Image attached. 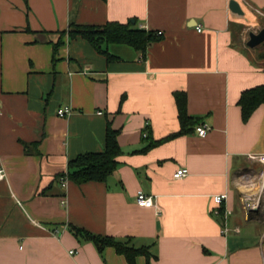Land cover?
I'll return each mask as SVG.
<instances>
[{"label": "crops", "instance_id": "1", "mask_svg": "<svg viewBox=\"0 0 264 264\" xmlns=\"http://www.w3.org/2000/svg\"><path fill=\"white\" fill-rule=\"evenodd\" d=\"M230 1L0 0V264H129L71 225L150 246L152 264H264V163L250 157L264 154V104L247 122L239 105L264 84L263 45L243 40L245 27L264 28V0H237L244 16ZM131 20L161 32L145 55L110 44L119 59L108 61L62 34ZM175 91L208 133L151 146L180 130ZM108 121L120 130L115 172L64 184L71 159L104 150ZM183 167L189 174L174 178ZM139 190L155 205H139Z\"/></svg>", "mask_w": 264, "mask_h": 264}, {"label": "trees", "instance_id": "2", "mask_svg": "<svg viewBox=\"0 0 264 264\" xmlns=\"http://www.w3.org/2000/svg\"><path fill=\"white\" fill-rule=\"evenodd\" d=\"M239 27L241 32L244 25ZM66 33L73 39L77 37L86 39L98 53L105 55L108 61L119 59L118 56L109 52L107 46L110 44L129 45L145 55L148 47L161 38V34L159 35L158 32L141 28L132 20L126 23L109 21L103 25L73 24L68 31H64L62 34L65 35ZM62 43L61 40L56 44V47ZM259 57L264 59V45ZM174 98L178 110L180 130L162 140L153 141L151 146L191 133L202 122L200 117L189 114L188 96L185 91H175ZM262 104H264V84L243 91L239 99L243 121L247 122ZM119 133L120 130L114 128L112 123L108 121L104 150L78 154L69 161L67 171L61 173L59 177H66L77 184L106 182L117 169L118 158L122 154L118 140ZM71 229L79 238L92 241L100 251L107 247H113L118 254L125 256L129 264H137V257L139 256H145L146 264H152L154 256L150 251V246L137 247L131 243L132 238L119 240L114 236L95 234L75 225H71Z\"/></svg>", "mask_w": 264, "mask_h": 264}, {"label": "built area", "instance_id": "3", "mask_svg": "<svg viewBox=\"0 0 264 264\" xmlns=\"http://www.w3.org/2000/svg\"><path fill=\"white\" fill-rule=\"evenodd\" d=\"M198 30L201 31L202 29L199 28ZM158 34L160 35L161 32H158ZM71 112H72V108L69 106L59 108L57 111L58 115L61 117H64V116L70 114ZM196 130L200 136H206L208 133L209 127L207 125H200V126L196 127ZM250 157L252 159H256V160H259L260 162L264 163V154H257V155L251 154ZM188 174H189L188 168H185V167L179 168L174 173V178L180 179V178L187 176ZM2 177H4V171L2 169H0V178H2ZM66 181L67 180H64V178H63L64 184ZM213 198H214L215 203L217 204V207L215 208V213L221 214L222 217L224 218L225 226H224L223 231L227 232L229 230L228 229V218H229V214L231 213V211L228 210L227 208L223 209V205L225 204V202L228 198V194L227 193L216 194V195H214ZM137 202L139 205L146 206V207H152L155 205L153 197L147 196L143 190L138 191ZM256 205L257 204L254 202H250V201L246 202V206L249 209L256 208L257 207ZM222 212H223V214H222Z\"/></svg>", "mask_w": 264, "mask_h": 264}, {"label": "water", "instance_id": "4", "mask_svg": "<svg viewBox=\"0 0 264 264\" xmlns=\"http://www.w3.org/2000/svg\"><path fill=\"white\" fill-rule=\"evenodd\" d=\"M229 7L234 14H236L238 16H244L245 15V12H244L241 4L237 0H231ZM247 43L250 47H256L259 45H264V28H262L261 30H259L257 32L251 31L249 34V40Z\"/></svg>", "mask_w": 264, "mask_h": 264}, {"label": "rangeland", "instance_id": "5", "mask_svg": "<svg viewBox=\"0 0 264 264\" xmlns=\"http://www.w3.org/2000/svg\"><path fill=\"white\" fill-rule=\"evenodd\" d=\"M251 27V26H250ZM246 29H244V33H243V40H244V42H246L248 39H249V33L251 32V31H254L253 30V28L251 27V28H248V26L247 27H245ZM258 29V28H257ZM259 30V29H258Z\"/></svg>", "mask_w": 264, "mask_h": 264}]
</instances>
